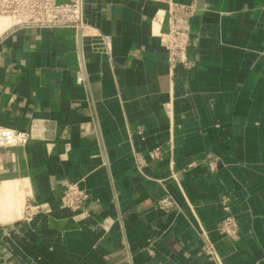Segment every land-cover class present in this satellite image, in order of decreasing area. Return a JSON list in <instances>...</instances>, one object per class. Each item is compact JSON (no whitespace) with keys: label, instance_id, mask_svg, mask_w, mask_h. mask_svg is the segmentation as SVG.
<instances>
[{"label":"crops","instance_id":"1","mask_svg":"<svg viewBox=\"0 0 264 264\" xmlns=\"http://www.w3.org/2000/svg\"><path fill=\"white\" fill-rule=\"evenodd\" d=\"M167 1L197 0H83L82 40L0 37V127L32 138L0 150V179L41 208L0 224V264H264V0H201L176 70L158 37ZM69 185L83 211L66 208ZM228 217L237 242L216 232Z\"/></svg>","mask_w":264,"mask_h":264},{"label":"built area","instance_id":"2","mask_svg":"<svg viewBox=\"0 0 264 264\" xmlns=\"http://www.w3.org/2000/svg\"><path fill=\"white\" fill-rule=\"evenodd\" d=\"M83 0H71L68 3H60V0H0V27L2 35H8L19 30H74L79 39H84L90 28L83 20ZM205 9L201 0L191 5H180L167 1V19L169 30L159 35L161 45L167 51L169 62L173 70L178 67L189 68L191 64L188 53L192 46L194 34L191 30L192 22L202 18ZM0 36V37H1ZM109 46V40L105 42ZM32 141L27 132L13 131L0 127V150L26 147ZM163 153L160 149L154 150L150 157L153 161H161ZM135 159L139 169L145 166V161L136 152ZM88 195L78 186H66L64 191V203L68 210L77 213L84 210ZM159 207L172 211L175 209L174 202L163 198ZM41 212L40 206L28 203L26 215L32 218ZM239 225L232 217L226 218L216 232L221 237L236 240L240 236ZM203 255L208 261H216L217 253L215 245L211 242L202 249ZM149 254L152 255L151 249Z\"/></svg>","mask_w":264,"mask_h":264},{"label":"bare ground","instance_id":"3","mask_svg":"<svg viewBox=\"0 0 264 264\" xmlns=\"http://www.w3.org/2000/svg\"><path fill=\"white\" fill-rule=\"evenodd\" d=\"M3 32L0 27V35ZM25 207L24 189L21 183L17 180L0 179V224L13 223L27 217ZM219 264H222L221 261Z\"/></svg>","mask_w":264,"mask_h":264},{"label":"rangeland","instance_id":"4","mask_svg":"<svg viewBox=\"0 0 264 264\" xmlns=\"http://www.w3.org/2000/svg\"><path fill=\"white\" fill-rule=\"evenodd\" d=\"M1 36V35H0ZM216 166V165H215ZM27 204L28 203H26V206H27ZM25 210H26V207H25ZM232 218H234V217H232ZM235 219V218H234ZM237 221V220H236ZM237 223H238V221H237ZM238 225H239V223H238ZM239 229H240V225H239ZM239 232H240V236H239V238L238 239H236V240H231V239H229V238H227V237H224V238H226V239H228L229 241H233V242H237L238 240H240V238H241V230H239ZM210 262V261H209Z\"/></svg>","mask_w":264,"mask_h":264}]
</instances>
